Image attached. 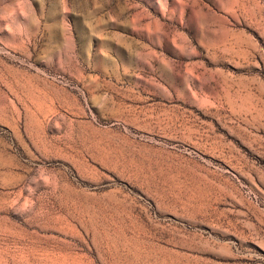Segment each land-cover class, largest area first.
<instances>
[{"label": "rangeland", "instance_id": "rangeland-1", "mask_svg": "<svg viewBox=\"0 0 264 264\" xmlns=\"http://www.w3.org/2000/svg\"><path fill=\"white\" fill-rule=\"evenodd\" d=\"M0 264H264V0H0Z\"/></svg>", "mask_w": 264, "mask_h": 264}]
</instances>
